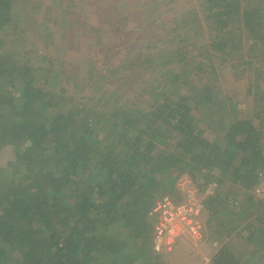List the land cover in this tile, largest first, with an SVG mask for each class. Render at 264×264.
Listing matches in <instances>:
<instances>
[{"label":"trees","instance_id":"trees-1","mask_svg":"<svg viewBox=\"0 0 264 264\" xmlns=\"http://www.w3.org/2000/svg\"><path fill=\"white\" fill-rule=\"evenodd\" d=\"M18 1L0 0V49L31 34ZM196 3L166 39L175 48L156 56L141 43L108 76L84 54L67 72L40 47L35 64L13 46L0 53V150L12 147L14 158L0 167V264H161L151 210L163 196L179 202L183 174L199 186L208 226L219 217L225 230L249 228L247 254L222 240L211 264H264V0ZM51 26L37 37L69 50L66 32ZM204 28L210 39L197 45L189 31L203 37ZM145 79L149 104L133 84ZM100 82L106 90L93 94Z\"/></svg>","mask_w":264,"mask_h":264},{"label":"rangeland","instance_id":"rangeland-1","mask_svg":"<svg viewBox=\"0 0 264 264\" xmlns=\"http://www.w3.org/2000/svg\"><path fill=\"white\" fill-rule=\"evenodd\" d=\"M51 1L52 0L18 1L19 9L24 14L25 24L23 25L20 22V25L23 29H31V34L29 38H27V41L21 45L19 44L20 37L12 42L6 41L0 49L1 54L9 51L13 46L15 48L13 56H15L16 59H21L28 64H35L39 63L37 59L38 57H35L34 55H37L36 51H38V47H40L41 51L48 57H59L61 59L60 64L67 72L74 71L73 62L75 60L77 62L79 60L77 58L84 54V56L91 58V61H89L88 64H92L99 73L104 71L102 74L105 73V75L108 76L110 71L116 69L123 60H126V58H133V54L136 53L131 52H136L141 46V43L142 45H155L152 49L154 55L166 52L167 48L169 50L175 48V44L167 46V37L171 34H175L174 31L176 26L181 24L179 23L180 14L197 7L196 0H79L78 2L73 1V5L76 7H69L65 4L64 8L58 6L60 1ZM91 1L92 3H90ZM54 4V9L50 6L47 7V5ZM37 5L39 6L34 10V7ZM65 10L71 13L74 17H77V13L85 15L83 18L84 22L87 23L86 26L82 25L80 22L76 24L72 17L67 18L63 16L62 13ZM35 18L39 19V25L33 22ZM49 18H51L52 24L50 29L54 28L57 33L61 28L66 32V40H68L70 46L69 50L67 48L65 51L62 48L57 47L55 50L53 48V43L44 44L43 41L37 37L35 32L36 29L40 27L47 28ZM103 18L104 20H102ZM107 20L109 22H106ZM64 22H68V25L65 28H63V25L65 24ZM109 23L114 25L115 28L126 27L130 31L126 34H122V37H118L115 34L106 35ZM91 24L102 28V33L100 34V31H92ZM189 34L194 35L197 45L210 39L207 28H204V33L202 34L203 37H200V34L196 30L189 31ZM10 37H14V33H12ZM97 49L101 51L99 52ZM92 58L94 59L93 61ZM81 66L88 67L87 62H84ZM94 73L97 74L95 70ZM138 73L141 74L143 72L142 70H138ZM192 77L194 81H198L199 85L200 82L198 77L197 79L195 78V75ZM135 78L138 77L134 76L133 79ZM92 82H94V80H92ZM135 82L136 80L133 82L135 89H137L136 99L144 104H149L150 100L147 95L143 93V89H149L153 80L149 81L148 79H145L144 82L147 83L142 84L140 82ZM101 83L102 82L96 87L90 85L93 94L101 91L104 92L106 90L104 87H101ZM87 90L89 93L90 90ZM13 159L12 147L7 146L0 150V167L6 166V164ZM188 180L190 182V190H196V193L201 196V198H204L203 195H200L201 191L199 186L196 185L197 182H194L188 174H183L178 177L175 184L178 188V198L175 200L181 201L184 198ZM181 186L184 188L183 191ZM260 194L261 197H264V188L261 190ZM166 198L169 197L163 196L159 200ZM203 212L204 214L201 209L197 216V221L201 225L202 237L200 239H191V237L188 236L179 238L172 245L170 251L164 254H157L159 256L158 260L161 264H204L206 258L211 260L213 253L221 245L222 240L228 241L231 238H234V243L239 247V253L241 251V245H243V254H247L248 249L253 248L252 243H247V240L245 239L249 233V228L243 226L246 225V222L240 221L241 225L238 226L237 229H229L228 231L218 225L219 217L208 226L206 224L208 211L205 209ZM153 223L155 224V221ZM212 226L216 229L222 230L224 236L220 237ZM214 242H217V244L214 245ZM249 246L251 248H249Z\"/></svg>","mask_w":264,"mask_h":264},{"label":"built area","instance_id":"built-area-1","mask_svg":"<svg viewBox=\"0 0 264 264\" xmlns=\"http://www.w3.org/2000/svg\"><path fill=\"white\" fill-rule=\"evenodd\" d=\"M189 183L188 180L187 189L181 201L175 202L170 198L158 200L151 210L155 221L153 249L159 254L170 251L176 240L183 236L191 237V239L202 237L201 225L197 221V216L202 209V198L196 190H190ZM215 185L216 182L211 181L207 185V192L212 191ZM181 188L183 191L184 188L182 186ZM263 188L256 189L259 195ZM216 244L217 242H214V245ZM204 264H211V260L206 258Z\"/></svg>","mask_w":264,"mask_h":264}]
</instances>
